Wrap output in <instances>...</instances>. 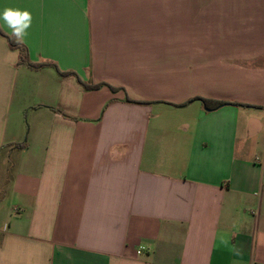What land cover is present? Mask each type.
Returning <instances> with one entry per match:
<instances>
[{
	"label": "crops",
	"instance_id": "0c3cea01",
	"mask_svg": "<svg viewBox=\"0 0 264 264\" xmlns=\"http://www.w3.org/2000/svg\"><path fill=\"white\" fill-rule=\"evenodd\" d=\"M5 7L0 264H264V0Z\"/></svg>",
	"mask_w": 264,
	"mask_h": 264
},
{
	"label": "trees",
	"instance_id": "16d2710c",
	"mask_svg": "<svg viewBox=\"0 0 264 264\" xmlns=\"http://www.w3.org/2000/svg\"><path fill=\"white\" fill-rule=\"evenodd\" d=\"M0 34L5 37L10 48L18 49V51H19L18 63L19 64H25L29 68H32V69H39L43 66L53 67L61 76L73 75L84 89H97V88H100L101 86H107L111 91H116L118 89L117 87H114V86L107 84V83H104V82L92 83V82L84 81V80L80 79L75 72H73V71H62V70L57 68L55 63L50 62V61L32 62L28 57L27 48L23 43L18 44L15 41V39L11 37V35L4 33L1 29H0ZM126 99H127V101H133V100H130L129 98H126ZM199 99L205 105V107L207 109H214V108L226 103L225 101L210 100V99L201 98V97H199ZM22 146H23V144L17 145V147H22Z\"/></svg>",
	"mask_w": 264,
	"mask_h": 264
},
{
	"label": "clouds",
	"instance_id": "9594fccd",
	"mask_svg": "<svg viewBox=\"0 0 264 264\" xmlns=\"http://www.w3.org/2000/svg\"><path fill=\"white\" fill-rule=\"evenodd\" d=\"M0 21L11 30V37L18 44H22L24 37L27 35V29L31 26L32 15L28 10L5 7L0 11Z\"/></svg>",
	"mask_w": 264,
	"mask_h": 264
},
{
	"label": "water",
	"instance_id": "95a60500",
	"mask_svg": "<svg viewBox=\"0 0 264 264\" xmlns=\"http://www.w3.org/2000/svg\"><path fill=\"white\" fill-rule=\"evenodd\" d=\"M207 109V108H206Z\"/></svg>",
	"mask_w": 264,
	"mask_h": 264
}]
</instances>
